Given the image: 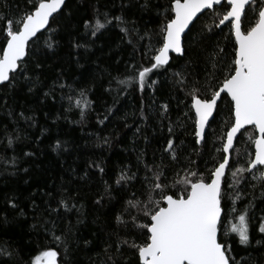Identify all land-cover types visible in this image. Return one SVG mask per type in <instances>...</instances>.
<instances>
[{
  "label": "trees",
  "instance_id": "1",
  "mask_svg": "<svg viewBox=\"0 0 264 264\" xmlns=\"http://www.w3.org/2000/svg\"><path fill=\"white\" fill-rule=\"evenodd\" d=\"M142 2L67 0L68 8L52 25L58 29V45L49 50L41 40L39 52L32 59H39L42 67L35 69L33 75L34 66L29 64L32 83L21 79L15 87L0 86V247L13 253L10 261L7 256L0 255V262L30 264L41 250L51 247L60 253V264H113V261L115 264H138L132 250L124 247L117 252L114 243V232L118 231L114 214L123 198L133 191L139 194L140 182L145 177L144 164L137 160L138 154L143 152V159L149 163L159 164L163 158L168 164L169 175L172 169L187 164L188 159L194 162L192 167L207 175L221 159L222 152L217 149L221 147L219 137L226 131L227 111H222L211 122L207 143L196 145L191 135V121L183 115L187 108L181 101H188L185 92L175 84L174 74L184 71L189 81L193 77L203 80L206 72L212 69L206 65L202 48L217 41L226 46L223 36L227 28L223 33L217 29L218 34L204 42L194 29L187 38V54L184 57L173 55L170 65L152 77L158 81L155 91L146 88L141 93L136 83L129 81L119 96L113 78L125 79L134 74L131 65L146 64L144 53L156 45L158 37L152 35L149 41L148 37L140 40L134 35L129 44L118 27L109 26L97 38H92L95 42L87 51L73 47L74 41L84 42L83 21L91 19L95 9L109 16L120 15L123 5V14L136 22L141 35L154 33L161 20L158 13L163 9L156 7L146 11L140 7ZM167 3L168 0H152L153 5ZM30 7L27 0H0V16L19 17ZM204 20L209 22L207 17ZM3 42L0 31V44ZM227 47L231 52L230 45ZM110 81L114 89L111 92L107 91ZM60 84L75 89L71 92L73 96L80 88H91L88 98L93 103L83 120L80 109L73 106L69 110L67 96L71 89L61 88ZM163 103H169L170 110L169 118L161 121L159 106ZM109 108L113 114L100 124L99 119ZM141 108L146 120L141 117ZM20 113L32 119L21 118ZM170 121L179 145L178 163H170L163 152L170 135L167 130ZM181 123L184 127L178 126ZM5 128L12 137L19 136L12 148L4 147L9 138L4 135ZM103 137H108L110 144H104ZM57 141L62 147L54 151ZM248 148L247 135H239L235 149L243 155ZM24 153L34 155L25 156ZM232 156L235 160V151ZM92 161L101 163L105 173L89 167ZM240 162L243 163V159ZM122 167H130L131 172L137 173L136 180L124 187L115 183ZM227 175L231 182L230 172ZM105 181L110 186V195L105 194ZM259 185V181L250 179L241 183L239 187L246 195L242 202H237L238 207H243L254 197L257 216L264 214L260 211L264 209V194ZM62 199L74 204L75 208L66 211L59 203ZM97 200L101 202L98 204ZM9 201L17 207L13 208ZM53 233L62 236L64 242L57 244ZM252 238L253 244L247 249L238 243V238L233 241V254L249 264H264V246L255 244V240L262 237L253 231Z\"/></svg>",
  "mask_w": 264,
  "mask_h": 264
},
{
  "label": "snow or ice",
  "instance_id": "2",
  "mask_svg": "<svg viewBox=\"0 0 264 264\" xmlns=\"http://www.w3.org/2000/svg\"><path fill=\"white\" fill-rule=\"evenodd\" d=\"M27 3L31 7L19 17L0 16V31L4 40L0 44V86L15 87L21 79L32 83L29 64L34 66L33 75L35 69L42 67L39 59H32L39 52L41 40L49 50L59 43L56 38L58 29L52 25L68 8L67 0H27ZM123 7L120 15L111 16L95 9L94 16L83 21L84 42H73L74 48L87 51L95 42L92 38H97L109 26L118 27L128 38L129 44L134 35L140 40L148 37L149 41L152 35L158 37V46L152 45L144 53L146 64L142 63L139 67L131 65L134 74L125 79L113 78L118 86L117 96L129 81H134L141 93L146 88L155 91L158 81L152 77L170 65L174 60L172 54L177 57L187 54V38L194 29L204 42L217 35V29L223 33L227 28L223 40L230 45L231 52L227 45L221 46L219 41L212 46L205 45L202 51L206 65H210L212 71L206 72L203 80L193 77L189 81L184 71L174 74L177 77L175 84L185 92L188 101H181L187 108L183 115L191 121V135L196 145L207 143L206 129L217 115L227 111L226 131L219 137L221 147L217 149L222 152L221 159L208 170L207 175L199 168L192 167L194 162L190 159L183 167L172 169L169 175L168 164L163 158L159 164L149 163L143 159L144 153H139L137 160L144 164L145 177L140 182L139 194L133 191L123 198L114 214L118 229L114 232L116 251L121 252L122 248L127 247L136 256L138 264H249L233 254V241L238 238V243L247 249L253 244L252 232L255 231L262 237L256 239L255 244L264 246V214L256 215L255 198L248 200L243 207L237 206V202H242L246 195L239 185L249 179L259 181L264 194V0H168L167 5H153L152 0H143L140 7L146 11L156 7L163 9L158 13L161 17L158 30L143 35L136 22L123 14ZM204 17L209 22H205ZM60 87L71 89V86L64 84H60ZM113 90L110 81L107 91ZM75 91L71 89L67 96L69 110L73 106L80 109L83 120L86 110L93 103L88 98L91 88H80L73 96L71 92ZM159 109L161 121L168 119L169 103L161 104ZM112 114L109 108L98 122L104 124ZM20 116L32 119L24 117L23 113ZM141 117L147 119L143 108ZM178 126L184 127L183 123ZM167 130L170 135L163 152L170 158V163H178L179 145L173 136L171 121ZM238 134L240 137L247 135L249 148L243 155L234 145ZM4 135L9 137L4 145L6 149L12 148L19 139V136L12 137L7 128ZM102 142L110 144V139L103 137ZM180 143L183 144V141ZM61 147L57 141L53 150ZM234 151L235 160L232 156ZM89 167L105 173V168L96 161L90 162ZM229 172L231 182L228 180ZM136 178L137 173L131 172L130 167H122L115 183L124 187ZM250 186L255 188L256 184ZM110 191L105 181V194L110 195ZM101 200H97V203ZM9 203L13 208L17 207L12 201ZM59 203L66 211L75 208L74 204L70 205L63 199ZM260 211L264 213V209ZM53 239L57 244L64 242L62 236L55 233ZM0 255L7 256L10 261L13 253L0 247ZM59 255L55 248L49 247L32 258L30 264H58ZM109 259L112 260V257ZM8 261L0 264H8Z\"/></svg>",
  "mask_w": 264,
  "mask_h": 264
},
{
  "label": "water",
  "instance_id": "3",
  "mask_svg": "<svg viewBox=\"0 0 264 264\" xmlns=\"http://www.w3.org/2000/svg\"><path fill=\"white\" fill-rule=\"evenodd\" d=\"M172 55H176V54H172ZM207 131V129H206ZM243 131V130H242ZM240 134H238V137H239ZM236 141L234 142V145H235ZM58 264H60V262L58 261Z\"/></svg>",
  "mask_w": 264,
  "mask_h": 264
}]
</instances>
